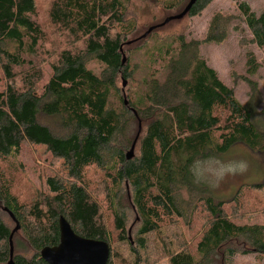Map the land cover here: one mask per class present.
I'll list each match as a JSON object with an SVG mask.
<instances>
[{
	"label": "trees",
	"instance_id": "1",
	"mask_svg": "<svg viewBox=\"0 0 264 264\" xmlns=\"http://www.w3.org/2000/svg\"><path fill=\"white\" fill-rule=\"evenodd\" d=\"M127 1L54 0L52 21L79 39L84 52L62 51L41 91L28 81L24 87L7 85L0 91V168L17 160L26 144L58 159L68 176L65 180L48 178L47 198L29 206L20 203L11 184L0 177V213L12 224L10 229L0 217V264L8 262V238L15 228L4 209L19 224L12 237L13 249L21 248L17 240L21 235L34 252L30 258L13 253L14 264H45L40 251L58 244L60 217L77 236L109 243L100 205L85 182L84 173L91 167H102L108 176L114 230L120 241H128V220L119 210L124 208L122 199L137 217L138 236H148L180 220L182 192L191 197L203 191L204 186L193 183L189 172L193 159L224 156L237 144L264 155V111L258 113L259 102L251 97L246 104L239 103L199 52L202 44H221L227 39L231 16L214 15L202 41L173 38L158 53L165 57L160 59L164 80L159 82L152 74L141 98L127 105L122 101L118 113L110 108L116 78H129V62L122 63V59L135 25L125 20ZM157 1L177 15L189 2ZM212 1L197 0L185 17H198ZM230 1L252 42L264 49V11L256 15L242 0ZM35 16L36 0H0V69L7 82H14L13 70L24 68L25 57L34 55L42 40ZM87 60L101 66L99 75L87 69ZM246 66L247 74L254 75L257 65L251 54ZM245 81L256 93L255 85ZM127 116L142 124L137 154L129 161L120 155L119 161L104 166L105 155L119 144V138L123 140ZM43 118L51 120L54 129L42 123ZM131 143L124 139L119 145L131 148ZM245 189L264 192V175L262 183L239 189L235 201ZM204 205L207 223L194 254L173 256L170 264H231L237 254L233 242L246 247L242 255L264 256V225L234 223L225 202L205 198ZM139 245L144 246L143 240Z\"/></svg>",
	"mask_w": 264,
	"mask_h": 264
},
{
	"label": "rangeland",
	"instance_id": "2",
	"mask_svg": "<svg viewBox=\"0 0 264 264\" xmlns=\"http://www.w3.org/2000/svg\"><path fill=\"white\" fill-rule=\"evenodd\" d=\"M54 0H36L35 21L42 30V40L36 48L34 55L25 57V66L22 70H13L16 74L14 82H7L0 69V91L7 85L15 88L24 87L31 82L40 91L51 75L52 66L56 65L59 54L64 50L81 54L84 52L82 43L62 26L55 24L51 19V5ZM188 1V0H187ZM256 14L264 11V0H242ZM186 3V2H185ZM125 20L133 23L134 31L125 42V61L129 62V78L117 77L110 94V108L121 112V102L138 100L144 95L145 82L156 75L159 82L164 80L162 63L163 56H159L160 48H164L173 38L183 36L186 41H202L212 17L216 14L234 17L228 28L227 39L221 44L200 45V56L207 65L213 69L219 79L228 88L232 89L235 98L241 104H246L253 97L259 102L258 113L264 111V49H259L252 42V36L245 25L240 21L235 3L230 0H213L212 3L198 16L185 17L178 22H171L144 35L147 31L160 26L165 19L177 15L167 12L157 0H128ZM184 4L178 9L182 11ZM171 45V44H170ZM251 54L257 65L254 75L247 74V56ZM88 59V58H87ZM87 69L99 75L101 66L95 60H87ZM120 76V75H119ZM29 77V78H27ZM245 80L253 83L256 93H253ZM127 127L124 130L123 140L135 141L140 137L142 124L130 121L127 116ZM41 122L51 126V120L41 119ZM140 128V130H139ZM137 138V140H138ZM119 138V144L123 143ZM117 144L112 146L110 153L104 157V166L119 161L118 156H125L130 147L123 148ZM132 144V143H131ZM132 146V145H131ZM137 154V145L133 157ZM132 157V158H133ZM224 160L243 159L249 164L248 171L243 175L228 177L217 188H210L206 184L202 192L193 196L181 193V207L183 216L172 225L162 227L148 236L139 237L137 234V217L127 208V201L122 199L124 208L119 209L127 217L128 241H120L114 230L112 215L110 213V198L108 196V176L102 167H91L84 173L85 182L90 189L93 199L100 205L102 223L109 233L110 264H170L171 257L184 254H194L196 242L201 236L207 223V209L204 199L210 198L216 202L228 204L227 214L236 224L264 225V192L242 190L235 201L236 192L244 186H251L263 182L264 155L250 151L237 144L224 156ZM0 177L9 182L13 195L20 203L29 206L34 200H44L49 191L46 185L48 178L56 180L66 179L58 159L44 151L42 148L23 145L22 152L17 160L7 161L1 165ZM246 188V187H245ZM196 191V190H194ZM193 191V192H194ZM128 196V195H127ZM233 199V204L230 201ZM185 211V212H184ZM0 217L11 229L12 224L6 215ZM143 240L140 247L139 240ZM22 245L14 250V255L30 258L34 252L26 242L18 236ZM245 246L233 242L235 256L231 264H264V256L259 257L253 253L242 255ZM220 264V263H217Z\"/></svg>",
	"mask_w": 264,
	"mask_h": 264
},
{
	"label": "water",
	"instance_id": "3",
	"mask_svg": "<svg viewBox=\"0 0 264 264\" xmlns=\"http://www.w3.org/2000/svg\"><path fill=\"white\" fill-rule=\"evenodd\" d=\"M197 0H189L185 8L178 15L169 17L164 20V22L157 27H163L166 24L172 21H179L183 19L191 10L192 6L196 3ZM156 28H150L144 37L147 34H150ZM125 62L123 56L122 63ZM124 104L127 103L124 101ZM140 130V128H139ZM138 135L133 142L129 152L125 155L126 160H131L133 157L134 147L137 141ZM4 211L10 216V218L15 223V228L11 232L8 238L9 244V254L7 264L13 263V243L12 237L15 232L19 230V224L16 222L13 215L4 209ZM58 230H59V242L54 247H45L40 251V258L45 262V264H107L110 248L106 242L85 239L77 236L71 229L67 221L60 217L58 220Z\"/></svg>",
	"mask_w": 264,
	"mask_h": 264
},
{
	"label": "clouds",
	"instance_id": "4",
	"mask_svg": "<svg viewBox=\"0 0 264 264\" xmlns=\"http://www.w3.org/2000/svg\"><path fill=\"white\" fill-rule=\"evenodd\" d=\"M249 164L243 159L224 160L215 155L195 158L189 165L193 183L206 184L217 188L228 177L243 175L248 171Z\"/></svg>",
	"mask_w": 264,
	"mask_h": 264
}]
</instances>
